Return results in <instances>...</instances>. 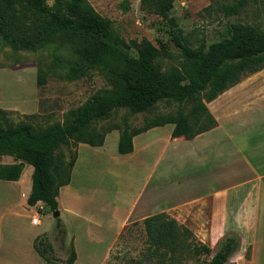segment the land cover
Listing matches in <instances>:
<instances>
[{
	"label": "trees",
	"instance_id": "trees-1",
	"mask_svg": "<svg viewBox=\"0 0 264 264\" xmlns=\"http://www.w3.org/2000/svg\"><path fill=\"white\" fill-rule=\"evenodd\" d=\"M176 1L140 0L143 10L160 15L173 27L171 37L180 49L181 59L177 65L163 69L158 61L162 49L143 38L133 42L137 54L132 55L130 45L115 32L113 20L100 15L88 0H53L51 4L48 0H0V37L6 43L16 50H37L52 46L56 38L68 39L81 64L99 69L110 85L73 111L64 123L41 126L33 121L16 122L8 110L0 107V154L17 159L0 163V179L17 181L25 165H32L27 198L30 206L41 201L52 211L58 210L57 195L70 182L77 159L76 151L66 160L62 145L82 142L101 146L109 131L119 130L118 152L127 154L134 150L136 135L166 124L174 125V137L192 139L217 125L208 102L264 68L263 26L233 22L228 25V35L220 40L208 47L205 43L193 46L178 19L170 16ZM248 2L237 0L225 4L223 10L238 14ZM14 4L20 9H14ZM46 82L47 73L40 69L37 84ZM162 102L174 103L177 108L156 115L145 126L133 127L126 116L123 126L105 132L95 127L116 109L125 107L135 115L151 112ZM144 223L152 250L169 255L172 261L205 255L209 256L205 264H226L238 245L237 237H227L213 252L189 227L164 212L146 217ZM35 248L47 264H59L51 257V244L43 237L36 238ZM75 259L73 251L64 264H73Z\"/></svg>",
	"mask_w": 264,
	"mask_h": 264
},
{
	"label": "rangeland",
	"instance_id": "rangeland-1",
	"mask_svg": "<svg viewBox=\"0 0 264 264\" xmlns=\"http://www.w3.org/2000/svg\"><path fill=\"white\" fill-rule=\"evenodd\" d=\"M88 1L100 15L113 20L115 32L130 45L128 50L132 55L137 54L136 49L132 47L133 42L147 38L162 49L158 61L163 69L180 62V49L171 37L172 25L160 15L143 10L140 0ZM236 1L177 0L170 16L178 19L186 39L193 46L205 43L208 47L228 35L230 23H254L264 27V0H249L238 14H228L223 10L225 4ZM48 2L51 4L53 0ZM14 9L18 10L20 6L14 4ZM25 20L28 21L26 17ZM73 47V43L68 39L56 38L52 46L37 50H16L0 37V107L9 111L12 120L33 121L41 126L64 123L73 111L85 104L94 94L110 88L99 69L81 64ZM40 69L47 73V82L39 86L37 76ZM176 108L174 103L162 102L151 112L130 115L129 109L122 107L116 109L110 117L98 121L95 127L98 132H105L114 126H123L126 116L133 127H142L156 115L174 112ZM171 127L172 125H165L163 132L138 137L136 160L143 158L145 162L154 164L159 151L165 149V141L156 142L152 141V138L164 140L165 131ZM119 135V130L109 131L105 138V148L94 150L95 148L88 144L79 147L81 153L77 170L73 182H70L72 188L75 187L78 191L74 192V195H78L80 199L63 197L62 209L68 204L80 218L68 215L65 211L57 217L55 211L45 204L42 208L29 207L24 193H27L32 183L34 168L30 164H26L22 182L0 180V212L33 210L32 213L41 221L36 226V229H40L41 236L45 230H55L60 219L64 220L69 233L75 232L78 237L77 264H205L209 256L184 257L180 258L181 261H172L169 255H159L150 247L140 212L143 209L155 210L162 204L154 193L151 194L154 192L155 180H152L138 203L131 222L117 234L120 222L125 219L129 201L142 189L146 172L140 164L135 166V169L131 168L133 171H129V166H126L129 158L118 152ZM145 139L152 142L144 151L141 146ZM78 146L79 143L61 146L66 160H70L74 152L77 151L78 154ZM60 149L56 152L59 153ZM162 156L161 166L165 173L171 165L169 150L168 153L163 151ZM16 160L13 155L0 154V163H13ZM174 182L164 180V190L174 187ZM185 196L183 192L172 195L163 193L162 199L164 203H168ZM115 236L117 239L111 248ZM219 244L214 246L213 252L219 249ZM73 251L68 241L66 247L63 246L59 252L66 257L63 264ZM51 257L56 258L54 255Z\"/></svg>",
	"mask_w": 264,
	"mask_h": 264
},
{
	"label": "crops",
	"instance_id": "crops-1",
	"mask_svg": "<svg viewBox=\"0 0 264 264\" xmlns=\"http://www.w3.org/2000/svg\"><path fill=\"white\" fill-rule=\"evenodd\" d=\"M207 106L217 120V125L192 139H186L183 136L174 137V125L166 124L172 127L165 131V139L152 138L156 142L165 141V149L159 151L154 164L145 162L143 158L136 160L137 138L163 132L165 125L136 135L133 138V152L120 153L129 158L126 165L129 166V171L140 164L146 172L142 189L129 201L125 219L120 222L117 234L131 222L138 203L152 180H155L154 192L151 194L154 193L162 204L155 210L143 209L140 217L145 219L164 212L189 227L200 241L212 249L219 242L221 245L227 237H237L238 245L226 264H264V68L229 88L208 102ZM152 141L145 139L142 142L144 151ZM83 144L86 143L81 142L78 146L71 182L81 153L79 147ZM92 147L94 150L105 148V142L101 146ZM168 150L171 165L164 173L161 166L162 153H168ZM25 168L26 165L24 170ZM23 180L22 172L20 179L15 182ZM164 180L175 181L172 184L174 187L164 190ZM71 182L62 186L57 195V217L65 211L68 215L80 218L70 205L65 204L64 210L62 209L63 197L80 199L78 195H74L77 190L72 188ZM31 186L32 183L27 193H24L25 199L31 192ZM179 192L186 196L180 200L163 202V193L172 195ZM43 204L40 201L29 207L42 208ZM32 212L33 210L0 212V264H47L35 248L38 237H43L46 243L51 244L52 255L59 264H63V259L66 258L59 252L70 241L76 253L73 264H77L79 252L75 232L69 233L64 220L60 219L55 230H45L41 236L40 229H36L39 224L32 222L37 215ZM116 239L115 236L111 248Z\"/></svg>",
	"mask_w": 264,
	"mask_h": 264
},
{
	"label": "built area",
	"instance_id": "built-area-1",
	"mask_svg": "<svg viewBox=\"0 0 264 264\" xmlns=\"http://www.w3.org/2000/svg\"><path fill=\"white\" fill-rule=\"evenodd\" d=\"M32 222L34 224H39L40 223V218L38 216H34L33 219H32Z\"/></svg>",
	"mask_w": 264,
	"mask_h": 264
},
{
	"label": "water",
	"instance_id": "water-1",
	"mask_svg": "<svg viewBox=\"0 0 264 264\" xmlns=\"http://www.w3.org/2000/svg\"><path fill=\"white\" fill-rule=\"evenodd\" d=\"M58 214H59V212H58V210H56V211H55V215H58Z\"/></svg>",
	"mask_w": 264,
	"mask_h": 264
}]
</instances>
